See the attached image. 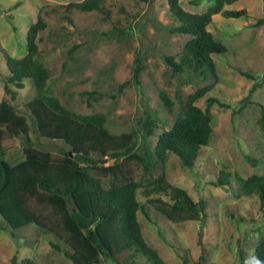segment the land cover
Instances as JSON below:
<instances>
[{
    "label": "rangeland",
    "instance_id": "rangeland-1",
    "mask_svg": "<svg viewBox=\"0 0 264 264\" xmlns=\"http://www.w3.org/2000/svg\"><path fill=\"white\" fill-rule=\"evenodd\" d=\"M81 1L0 0V102L32 123L27 109L35 97L32 81L25 80L22 89L10 83L6 60L26 55V34L38 16L44 28L35 41V60L48 72V97L75 115H102L111 136L132 133L140 141L148 114L161 120L146 139L153 148L162 123L164 130L169 129L188 97L212 85L195 106L206 110L209 98L225 106L213 104L208 109L211 138L191 169L183 168L173 155L146 175L131 163L141 185L137 200L148 215L138 212L137 219L145 242L165 264H241V257L251 258L264 240V211L256 197L239 192L238 180L264 175V128L257 122L264 108V0H237L222 8L244 10L246 18L213 15L207 30L226 52L211 56L215 76L208 74L206 79L174 73L165 61L170 57L178 61L190 39L173 32L178 22L167 0H105L103 12L91 13L66 8ZM213 2L178 0L190 14L207 12ZM136 60L142 71L134 79ZM160 95L171 102L170 110ZM1 146L12 165L31 152L51 158L68 150L60 142L40 138L34 126L27 139L5 134ZM96 159L104 167L113 163L108 157ZM161 176V191L147 196L149 184ZM220 177H225L226 185H217ZM171 189L183 191L193 203L201 201L204 217L180 222L177 216L176 221L163 216L161 209L171 214L173 204L166 196ZM26 206L44 229L30 225L12 231L0 219V264H72L64 255L66 247L55 238V233L61 235L56 213L35 200H27ZM117 259L118 264H149L132 252Z\"/></svg>",
    "mask_w": 264,
    "mask_h": 264
},
{
    "label": "trees",
    "instance_id": "trees-1",
    "mask_svg": "<svg viewBox=\"0 0 264 264\" xmlns=\"http://www.w3.org/2000/svg\"><path fill=\"white\" fill-rule=\"evenodd\" d=\"M136 1L148 3L151 0ZM236 1L214 0L207 12L190 14L180 8L178 0H167L170 14L178 22L173 32L190 36L178 61L171 57L165 59L174 73L189 72L202 79H206L208 74L215 76L211 56L223 55L226 48L214 39L207 27L216 14L226 19L246 18L244 10L222 11L224 5ZM104 2L83 0L66 8L82 13L103 12ZM43 28V21L38 16L26 34V55L6 60L11 75L9 82L22 89L25 80L32 81L35 97L27 105L32 125L24 117H18L12 106L0 102V219L12 231L30 225L44 229L26 206L27 200H35L51 207L58 216L61 235L55 233V238L66 247L64 255L72 264H102L106 261L118 264L117 258L125 252L141 254L149 264H165L142 236L137 213L142 212L146 218L148 215L137 200L141 185L134 179L131 163L146 175L158 164L164 165L173 155L183 168L191 169L201 148L206 147L211 138L208 109L213 104L225 105L209 98L206 110L195 106V102L210 91L211 85L188 97L169 129L164 130L165 124L162 123V132L156 136L153 148L146 139L154 135L156 122L161 121L155 116L147 114L140 141L132 133L111 136L104 128L102 115L78 116L63 109L57 99L48 97V72L35 60V41ZM141 71V63L136 60L133 78L137 79ZM160 96L170 110L171 102L164 95ZM257 122L263 129L264 108H261ZM33 126L40 138L60 142L68 150L51 158L31 152L22 162L10 164L5 159L6 150L1 146L3 136L8 134L27 139ZM97 157H108L113 163L107 167L100 166ZM163 181L161 176L150 183L147 196L161 191ZM238 183L239 192L246 197H256L264 211V175H253L246 180H238ZM217 185H226L225 177H220ZM166 196L173 204L171 214L163 209L161 214L169 220L176 221L174 216L180 222L204 217V204L201 201L193 203L183 191L171 189ZM241 264H264V240L259 241L251 258L241 257Z\"/></svg>",
    "mask_w": 264,
    "mask_h": 264
}]
</instances>
